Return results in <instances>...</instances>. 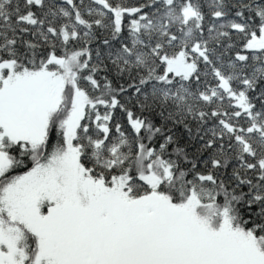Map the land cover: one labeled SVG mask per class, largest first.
<instances>
[{
    "label": "snow or ice",
    "instance_id": "snow-or-ice-1",
    "mask_svg": "<svg viewBox=\"0 0 264 264\" xmlns=\"http://www.w3.org/2000/svg\"><path fill=\"white\" fill-rule=\"evenodd\" d=\"M0 264H264V0H0Z\"/></svg>",
    "mask_w": 264,
    "mask_h": 264
}]
</instances>
